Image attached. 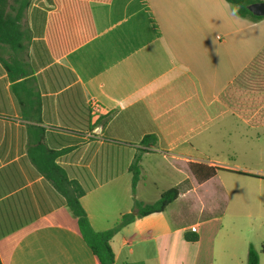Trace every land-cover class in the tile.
<instances>
[{
	"label": "crops",
	"instance_id": "crops-1",
	"mask_svg": "<svg viewBox=\"0 0 264 264\" xmlns=\"http://www.w3.org/2000/svg\"><path fill=\"white\" fill-rule=\"evenodd\" d=\"M19 29L20 47L0 44L1 264H100L35 166L51 161L96 232L178 190L113 236L114 264H243L229 208L264 201V164H245L264 154V16L225 0H30ZM190 164L216 173L199 182Z\"/></svg>",
	"mask_w": 264,
	"mask_h": 264
},
{
	"label": "trees",
	"instance_id": "trees-1",
	"mask_svg": "<svg viewBox=\"0 0 264 264\" xmlns=\"http://www.w3.org/2000/svg\"><path fill=\"white\" fill-rule=\"evenodd\" d=\"M30 0H0V44H6L11 48L20 47L21 32L19 21ZM234 7L235 13L241 18L259 19L260 16L253 15L247 7L253 3L262 2V0H225ZM147 140H153V136L146 137ZM39 171L50 181L52 186L64 197L65 202L72 215L76 219L79 233L95 255L100 264H114V256L111 248V239L123 227L130 224L137 218L147 216L152 213L162 212L178 196V190L171 188L163 191L157 201L153 203H144L134 200L131 213L122 215L116 220L113 226L105 231L96 232L92 229L85 210L81 206L80 199L85 194L83 188L75 181L69 180L65 171L53 164H35ZM132 173L131 185L134 187L140 175V165L138 157L130 167ZM190 170L199 182H202L216 173V169L207 168L201 165L190 164ZM188 241H196V235H186ZM264 253V245L259 252L249 245L247 251V263L258 264V254ZM1 264V262H0Z\"/></svg>",
	"mask_w": 264,
	"mask_h": 264
},
{
	"label": "rangeland",
	"instance_id": "rangeland-1",
	"mask_svg": "<svg viewBox=\"0 0 264 264\" xmlns=\"http://www.w3.org/2000/svg\"><path fill=\"white\" fill-rule=\"evenodd\" d=\"M254 152L249 157L245 153V164H264V154L261 146L253 147ZM239 208L231 206L230 213L236 214L234 220L233 234L235 235V255L236 258L247 263V251L249 245H252L257 252L260 251L264 245V201H259L256 196L254 201H245V207L240 214ZM233 264V263H232ZM258 264H264V253L258 254Z\"/></svg>",
	"mask_w": 264,
	"mask_h": 264
},
{
	"label": "water",
	"instance_id": "water-1",
	"mask_svg": "<svg viewBox=\"0 0 264 264\" xmlns=\"http://www.w3.org/2000/svg\"><path fill=\"white\" fill-rule=\"evenodd\" d=\"M247 9L255 16H264V1L253 3Z\"/></svg>",
	"mask_w": 264,
	"mask_h": 264
},
{
	"label": "built area",
	"instance_id": "built-area-1",
	"mask_svg": "<svg viewBox=\"0 0 264 264\" xmlns=\"http://www.w3.org/2000/svg\"><path fill=\"white\" fill-rule=\"evenodd\" d=\"M89 107H90L91 117L97 118V117H99L102 114V107L94 99H91L89 101Z\"/></svg>",
	"mask_w": 264,
	"mask_h": 264
}]
</instances>
